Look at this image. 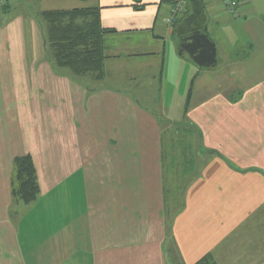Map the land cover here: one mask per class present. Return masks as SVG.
I'll return each instance as SVG.
<instances>
[{
  "label": "crops",
  "instance_id": "0c3cea01",
  "mask_svg": "<svg viewBox=\"0 0 264 264\" xmlns=\"http://www.w3.org/2000/svg\"><path fill=\"white\" fill-rule=\"evenodd\" d=\"M202 1L201 33L217 48L211 67L179 53L193 35L179 30L189 3L168 23L173 0H0L14 11L0 26V65L12 71L0 80V264H195L234 236L245 240L226 260L261 263L245 229L264 212V0H238L237 16L221 0ZM74 8L99 9L114 29L101 80L56 67L46 46L40 14ZM173 65L194 72L186 99L181 81H165ZM177 109L204 149L218 151L199 149L203 172L188 189L181 177L170 185L164 169L163 118L176 122ZM21 155L37 170L31 204L12 196Z\"/></svg>",
  "mask_w": 264,
  "mask_h": 264
},
{
  "label": "trees",
  "instance_id": "16d2710c",
  "mask_svg": "<svg viewBox=\"0 0 264 264\" xmlns=\"http://www.w3.org/2000/svg\"><path fill=\"white\" fill-rule=\"evenodd\" d=\"M188 3L192 9L179 27L181 38L188 33L206 32L203 1L189 0ZM40 23L46 46L51 52L56 67L68 69L75 78L90 75L101 80L105 77V37L114 29L102 26L99 9L45 10L40 14ZM184 125L185 128L188 126V129H194L199 135L198 147L201 151L209 154L218 152L204 149L203 137L197 127L188 122ZM11 186L12 196L16 201L31 204L38 198L40 188L31 155L14 158ZM196 264H217V262L213 256L206 255Z\"/></svg>",
  "mask_w": 264,
  "mask_h": 264
},
{
  "label": "rangeland",
  "instance_id": "374dc122",
  "mask_svg": "<svg viewBox=\"0 0 264 264\" xmlns=\"http://www.w3.org/2000/svg\"><path fill=\"white\" fill-rule=\"evenodd\" d=\"M10 1H11V4L14 3L13 0H10ZM24 2L26 4H28L29 0H22V4ZM11 6H13V4ZM1 7L2 6L0 3V26L3 24H6L8 22L7 20L14 16V14H13L14 11H10L11 8L8 12H3ZM17 7H18V9H19V7L23 8V5H22V7L21 6H17ZM33 7L37 8L35 3L33 5ZM27 8L29 9V6ZM5 10H7V8ZM176 18H178V14L175 17V20L174 19L173 20L176 21ZM173 22H171V23H173ZM16 30H17L16 27L12 28L10 30V37L12 38V41H11L12 43H10V46H13L14 42L17 40L14 38V35H15L14 33H16L15 32ZM216 41H217V47H218V52H219L218 60L220 61L219 62V64H220V63H222V57H223V45L221 44V41L219 39L216 38ZM187 59L192 62L190 57H187ZM192 64H194V62H192ZM194 65H196V64H194ZM0 66H1L0 67V80H3L4 78H6V76H8L7 78H10L9 74H11L12 71L11 70L10 71H4V70H2L3 65H0ZM175 67H176V65H173L172 75L168 73V75H171V76H167V74H166L165 81H166V83L170 84L171 88H173V86H171V85H176V89H177L178 83H180V81H181L182 87L179 86L178 88H180L181 90H184V86H185V94L183 97L186 99L187 95H188V91H189L190 86H191V80H192L191 78L194 77V75H193L194 72L192 70L190 72L186 71V75H183V73H181V70L179 71V69H178L176 71ZM199 69H202L201 73H208V69H206V68L203 69V68L198 67V70ZM206 75L207 74H203V75H201V77L206 79ZM11 76H12V74H11ZM196 77H198V76H196ZM198 81H201V80H199V77L197 79V82ZM174 104H176V102ZM176 113L178 114V116L171 117L176 122L169 121L168 119L163 118V121L166 122V125H165L166 133H165V141H164L165 146H164V152H163L164 153L163 155L165 158V168L164 169H165L166 175L171 176L170 185L175 187L177 185L175 182L179 180L176 178L181 177V179H183L184 181L181 182L179 180L180 185H182L184 189H188L190 187L192 181L194 179H196L197 176L202 174L203 168H204L203 163L205 161L203 159L205 157H204V155H202L201 151H199V147H198V145L200 144L199 143L200 142L199 135L196 132H194V129H192V128L188 129V126H187V128H185L184 123L186 124L188 122V118L185 117L184 119H182V117H183L182 116V114H183L182 109L181 110L177 109ZM171 114L173 115L174 113H171ZM196 147H198V148L195 149ZM208 158H209V156H208ZM187 176H189V178L185 180L184 177H187ZM167 185H168V183H167ZM182 197H184V196L182 195ZM169 198H170V196H169ZM173 199L174 198L172 197V200ZM182 203L183 202L181 201V206H182ZM252 220L254 221L256 229H254V228H251L250 230H248L249 228L245 229V235L247 233H249L250 236L254 234L253 236L259 241L258 242L259 244L257 243L258 248L256 246L254 249L255 251H256V249H258V251L255 252V257H256V259H258V261L261 260L260 261L261 263L259 262L260 264H264V212H261L260 214L250 215L248 222H250ZM245 235L243 234V237ZM241 238H242V236L240 237V239H238L236 236H234L232 239H230L229 244H228L229 248L225 249L226 250V251L224 250L225 252L220 251V247H218V249L215 251V253L211 252L208 255L213 256V258L215 260L217 259L218 260V261L216 260L217 264H238L237 262L227 261L226 256L228 258L231 256H232V258H235V256L238 253L240 244L245 240L244 238L243 239H241ZM227 250H229V252H228L229 254L226 255ZM223 253H225L226 256L222 255ZM215 254H216V256H215Z\"/></svg>",
  "mask_w": 264,
  "mask_h": 264
},
{
  "label": "water",
  "instance_id": "95a60500",
  "mask_svg": "<svg viewBox=\"0 0 264 264\" xmlns=\"http://www.w3.org/2000/svg\"><path fill=\"white\" fill-rule=\"evenodd\" d=\"M186 50L190 57L200 66L211 67L217 64L216 44L206 33H195L184 38L180 44V54Z\"/></svg>",
  "mask_w": 264,
  "mask_h": 264
},
{
  "label": "built area",
  "instance_id": "2783aa9c",
  "mask_svg": "<svg viewBox=\"0 0 264 264\" xmlns=\"http://www.w3.org/2000/svg\"><path fill=\"white\" fill-rule=\"evenodd\" d=\"M174 6L171 9L172 15L167 19L168 23H171L175 20L177 14L182 12L189 0H173ZM223 5L226 7L227 12L230 15L237 16L239 14V1L238 0H221ZM174 19V20H173Z\"/></svg>",
  "mask_w": 264,
  "mask_h": 264
}]
</instances>
